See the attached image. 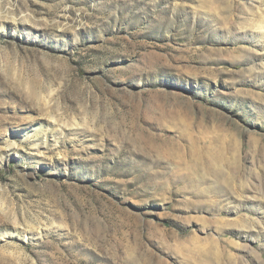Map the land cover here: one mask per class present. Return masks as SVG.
I'll use <instances>...</instances> for the list:
<instances>
[{"label": "rangeland", "instance_id": "obj_1", "mask_svg": "<svg viewBox=\"0 0 264 264\" xmlns=\"http://www.w3.org/2000/svg\"><path fill=\"white\" fill-rule=\"evenodd\" d=\"M0 264H264V0H0Z\"/></svg>", "mask_w": 264, "mask_h": 264}]
</instances>
